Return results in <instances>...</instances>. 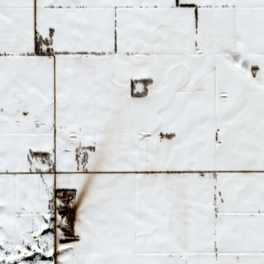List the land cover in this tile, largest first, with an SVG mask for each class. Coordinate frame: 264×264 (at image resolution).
<instances>
[{
	"label": "snow or ice",
	"instance_id": "6c2138e0",
	"mask_svg": "<svg viewBox=\"0 0 264 264\" xmlns=\"http://www.w3.org/2000/svg\"><path fill=\"white\" fill-rule=\"evenodd\" d=\"M0 264H264V0H0Z\"/></svg>",
	"mask_w": 264,
	"mask_h": 264
}]
</instances>
